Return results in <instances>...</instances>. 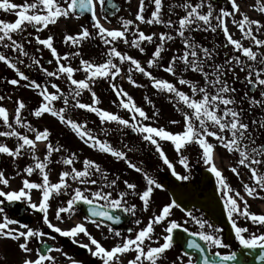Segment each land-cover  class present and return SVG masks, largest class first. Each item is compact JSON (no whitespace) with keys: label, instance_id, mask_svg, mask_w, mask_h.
<instances>
[{"label":"snow or ice","instance_id":"obj_1","mask_svg":"<svg viewBox=\"0 0 264 264\" xmlns=\"http://www.w3.org/2000/svg\"><path fill=\"white\" fill-rule=\"evenodd\" d=\"M150 2L155 7L150 17L145 19L143 15L146 8L145 0H139V9L135 15V21L149 25L162 24L170 29L171 31L159 33L158 42L154 39L157 36L156 33L145 34L132 19L121 17L120 29L104 27L101 23V17L97 14V6L105 13L103 18L108 19V9H117V4L113 0H63V2L61 0H31V2L24 0L20 5L12 2V0H0V10L14 12L17 17L14 22L0 20V47L10 48L13 52H18L20 56L25 57L29 56V53L25 50L22 42L13 38V33H25L29 26L38 33L50 25L58 24L61 19L78 20L85 14L90 16V27L81 25L77 33L65 34L63 42L66 44L70 42L73 47H79L84 41L98 38L106 46L104 62L97 64L81 58L79 67L74 68L71 64H65L61 61H66L70 57H80L79 51L61 55L54 46L52 35L46 38H40L39 35L35 37L39 45L50 51L57 67L55 71H49L35 57H31L32 64L38 66V69L47 77L59 79L61 76H66L70 86L67 94L56 83L50 85L51 89L55 91H49L46 85L38 83L35 79H30L17 67V63L22 64L23 60L17 58L14 61L0 52V62L14 70L16 77H18L8 80L7 83L17 86L21 81H27L28 83L24 86L37 91L41 97L38 106L32 110V115L41 118L45 114H50L60 124L68 126L83 144L93 150L109 154L117 161L123 160L129 168L141 173L146 182L143 190H137V184L124 180L125 190H117L118 176L109 179L108 170L104 169L99 162L87 157L83 159L82 167L77 168L75 164L79 157L76 152H69L58 142L54 144L50 139L51 132L48 128L37 129L24 119L21 115L22 110L26 108L23 100L18 99L15 102L17 106L15 115L11 120L8 110L0 105V121L6 129L0 131V137L16 139L14 149L0 143V155H6L15 161L17 158L28 154L32 161L16 173V175L24 174L22 186L18 190H4L10 187V178L5 176L3 170H0V185L3 186L0 188V198H2L0 199V217H2L0 219V239H10L17 242L19 250L25 254L20 264H58L56 258L49 254L53 249L46 246L47 241L44 237L48 236V233L39 228L34 229L27 224H21L6 213L3 207L5 203L11 204L20 201L27 203L30 209L41 213L43 224L48 229L62 237L71 239L73 243L79 244L100 264H158L166 251L177 242L174 236L176 230H182L183 233L192 237H198L207 246L206 249L196 239H189L186 242L188 249L198 253L200 264H236L238 260L236 251H230L227 254L215 251L211 256L206 254L213 247L217 249L230 247L220 235L222 229L215 227L207 219L194 215L191 210L181 209L199 227L198 231L191 232L175 219H167L171 216L173 208H181L174 199L164 205L158 214L151 216L148 223L138 231L133 228L127 229L128 233L134 232V235H123L120 230L115 228L114 225L120 224L122 217L116 215L113 210H121L125 214L136 217L137 205L135 203L130 204L127 197L130 195L138 197L139 201L142 202L143 211H147L154 189H161L162 184L133 163L125 151L113 147L107 140L98 139L91 129L86 127V122L80 123L70 118L67 115L69 108L87 110L95 113L101 124L115 122L123 129H130L133 133L139 134L143 141L154 146L163 163L172 169V175L181 181H188L190 174L180 175L173 169V164L162 149L160 141H167L173 145L174 150L180 155V163L186 169L190 165L187 157L181 154L182 151L191 145L198 146L200 159L207 167V171L216 178V185L221 192L224 211L232 225L235 240L243 249L259 250L257 259L264 261V232L245 235V233H249V229L237 224L238 218H244L250 220L254 225L264 226V214L250 212L245 197L239 191L233 194V190L227 183L222 171L217 167L214 158V151L217 146L224 148L230 154H238L236 164L248 169L253 181L251 186L248 183L243 184L244 192L248 197H258L261 192H264V172H261L258 167L264 165V144L256 143L249 123L244 121V110L239 107L244 100H247L249 108L261 107L264 109V51H260L261 48H264V39L256 35V33L261 32V29H264V23L249 18L241 10L237 0H228L229 7L227 8L224 6L217 8V0H197L196 3H193L192 0H182L181 3L169 5V13L173 12V8H180L184 12V15L180 16L177 21H173L171 18L167 20L162 18L163 0H150ZM255 8L264 13V2L256 0ZM237 14H239V19H236ZM227 18H231V23L240 31V39L234 38L230 33ZM218 30L223 33L225 44L232 47L233 53H239L238 55L225 56L221 63H217L215 59L219 55L220 45L213 43L211 47H208L198 42L193 36L194 32L216 34ZM128 32L132 33L133 38L131 40L127 38L126 33ZM172 32H175V35ZM177 38L180 39L183 49L179 55L174 53L165 65L162 63V53L168 50L166 45ZM242 40L250 41L249 46H245ZM121 41L138 49L141 53L146 51V48L142 46L145 43L154 45V51L146 61L147 67L127 52L119 51L115 45ZM117 60L120 64L128 62L126 78L133 86H142L137 84L131 75L135 71L147 77L155 90L167 94L169 102L183 117L182 131L173 133L163 126L144 123V121L157 118L159 111H153L152 115L149 116L142 107L135 103L127 91L115 83L117 76L121 73V67L116 62ZM52 62V60L48 61L49 64ZM154 67L161 68L174 77L175 82L154 76L150 71ZM237 69L245 73L242 82L246 89L259 90V99L255 96H249L248 91H245L241 100L236 99L234 94L237 89L229 83L227 77L231 75L233 82L240 80ZM77 71H83L85 77L82 79L74 78L73 74ZM188 72L201 76L203 84L186 78L185 73ZM101 81L108 83L117 97L119 106L129 113V119L98 107L100 100L93 90V86ZM177 85L186 86L189 91L186 92ZM85 90L91 94V103H82L78 99ZM69 96L74 103L70 104ZM61 98L64 106L57 109L53 102ZM4 99L5 97L0 95V101ZM144 99L155 109V104L148 96H145ZM169 123L178 124L180 121L170 120ZM252 124L264 129V120H253ZM16 126L23 128L25 132L17 130ZM26 133L33 135L30 136ZM105 135H107V130H105ZM208 138H212L215 143L210 142ZM39 143H43L46 148L43 159L37 155ZM125 147L127 146L125 145ZM54 153H68L67 155L62 154L60 160L57 161L67 168L58 174L56 182L50 180L51 169L49 167ZM230 170L239 176L236 166H232ZM37 172L41 178L40 181H32L30 177ZM73 183L78 186L73 187ZM32 190L39 192L38 202L33 200ZM61 195L69 196V198L63 206L56 210L55 217L57 220L63 219L62 213L71 216L80 205L86 206V215L81 222L75 223L68 229H62L49 219L50 202ZM238 200L243 202V209H241ZM162 221H167V226L164 229L166 234L162 237L163 242L158 246H152L151 243L146 245V241H153L154 225H159ZM187 222L185 220L184 223ZM87 223L92 224L98 230L107 228V233L113 238H118V242L110 248L105 247L91 235L86 227ZM134 223L140 225L141 220L137 218ZM13 225H17V227H12ZM80 234L87 237L89 243H80L77 239ZM34 239L39 240L42 247L36 249V258L32 259L33 249L29 247V242ZM50 239L54 240L55 237L51 236ZM54 251L61 252L62 250L57 247ZM129 252H134L135 255L125 262L124 256ZM64 255L67 257L66 253ZM184 256L188 257L186 264H197L188 252H185ZM68 259L70 264H83L82 261L73 260L71 257Z\"/></svg>","mask_w":264,"mask_h":264},{"label":"rangeland","instance_id":"obj_2","mask_svg":"<svg viewBox=\"0 0 264 264\" xmlns=\"http://www.w3.org/2000/svg\"><path fill=\"white\" fill-rule=\"evenodd\" d=\"M20 0H12V2L19 4ZM264 1V0H262ZM63 2V0H61ZM193 3H196L197 0H192ZM239 3L241 10L249 16L251 19L259 20L261 23H264V13H261L256 10V0H237ZM145 11L143 15L145 16V19L149 18L151 15V12L154 10V4L150 2V0H145ZM220 6L229 7L228 0H224V5H219L216 3V7L219 8ZM139 9V0H124V4L122 6V11L118 18H109L104 19L103 13H98V16L101 17V23L104 25V27L109 29H120L121 28V17L125 19H132L135 21V15ZM206 10V9H205ZM163 13V11H162ZM164 15V14H163ZM162 15V16H163ZM2 16L4 18V21L6 22H14L17 17L15 13L13 12H5L2 10ZM167 18L162 17L163 19L167 20L169 18L172 19V16H166ZM239 14L236 15V19H239ZM174 21V20H173ZM135 23L139 26L140 30L144 31L145 34H152L156 33L157 36L154 37L156 41L158 42V35L161 32H167L171 31L170 29H167L162 24H147V23H141L139 21H135ZM228 28L230 33L233 35L234 38L240 39L241 33L238 30V28L231 23V18H227ZM81 25H86V21L82 19H72V20H64L61 19L58 24L56 25H50L47 29L42 30L40 32L34 31L31 26L27 27L25 33H13L16 35H19L21 38L18 42H22L24 44L25 50L29 53V56H20L18 52L14 55L11 51V49H4V54L12 58L14 61L18 59L23 60V63H17V67L23 71L27 76H29L30 79H35L38 83H41L42 85H46L49 89V91H55L54 89H51L50 85L51 83H56L60 89L67 94L69 92V84L67 83L66 76H61L59 79L55 77H47L42 71L38 69V66L32 64L31 57H33V54L35 55L37 59L40 60L41 65L48 69L49 71H55L56 70V63L53 57L50 54V51L44 48L42 45H39L35 37L37 35L40 36V38H46L49 35H52L54 37V46L57 48L58 52L63 55L65 53L79 51L81 53L80 57H70L66 61H61L65 64H71L72 67L78 68L79 67V60L81 58L88 59L94 63H101L104 62L106 59V56L104 55L106 51V46L103 45L99 39H94L90 41H84L81 43L79 47H73V45L69 43L63 42V36L65 34H75L80 30ZM90 27V26H89ZM28 33H31V35H28ZM173 35H175V32H172ZM209 34V37H208ZM127 38L131 40L133 38L132 33L128 32L126 33ZM259 38L264 39V29H261L260 33H256ZM193 36L195 39L204 44L205 46H208V40H214L216 45H220L219 49V55L218 58H222V62L224 60L225 52H229L227 56L231 55H238L239 53H233L232 47L230 45L225 44V37L223 36V33L218 30L216 34L213 33H205V32H194ZM18 38V36H17ZM31 41V42H29ZM242 43L245 46H249L250 41L248 40H242ZM26 44H29L26 46ZM210 45V44H209ZM226 45V46H225ZM117 49L121 51L122 53L127 52L129 55L133 56L137 60L141 61L142 65L147 67L146 61L150 58L151 53L154 51V45L145 43L144 46L146 48V51L144 53H141L138 49L132 48L129 45L124 44L122 41L117 42L116 45ZM124 47V48H123ZM167 51L162 53V63L167 64L168 60L172 57V55L175 53L179 55L183 49V45L179 38H177L175 41L169 42L168 45H166ZM254 50L255 47L253 46ZM260 51H264V48H261ZM0 52L2 50L0 49ZM49 60H52L53 62L51 64L48 63ZM118 64L120 62L116 61ZM121 67V73L119 76H117L115 83H117L118 86L122 87L125 91H127L134 99L135 103L142 107L147 114L152 110L159 111V107L162 109L167 108V102L165 105H162L164 103V100L168 99L167 94L162 93V101L160 105L158 106L160 102V92L154 91V88L151 85V82L148 80L147 77H144L142 74L133 71L131 75L133 76V79L137 82V84L142 85L141 87L133 86L129 81L127 80V69L129 67L128 62H124L123 64H120ZM207 70V69H206ZM152 71L153 75L156 76L159 79H167L169 81L175 82L174 77L169 75L168 73L164 72L161 68H152L150 69ZM74 78L76 79H82L85 77V73L83 71H77L74 74ZM237 75L240 77V80L233 82V79L231 75L227 77L230 84H233V86L237 89V94L239 89L246 88L243 81V77L245 76L244 72H240L239 69H237ZM185 77L189 79H193L195 81H198L201 85L203 84V79L201 76H199L196 73L188 72L185 73ZM18 78L16 77L15 71L12 69H9L3 62H0V95L4 96L5 99L3 101H0V105L4 106L11 118L15 115V108H16V101L18 99L23 100V102L26 105V108L22 110V117L26 119L29 123L32 124L33 127H36L37 129H44L48 128L51 132V141L55 144L58 142L59 144L63 145L66 149H68L69 152H76L78 154L79 160L75 164L77 168L82 167V161L85 157L91 158L101 164L103 168H107L108 170H112L116 165L117 167L120 166L122 163L121 160L117 161L114 157H112L109 154L101 153L97 150H93L82 143V141L73 133V131L66 125H62L58 122V120L55 117H52L50 114H45L41 118H36L34 115H32V110H34L39 102L41 101V97L38 95L37 91L25 87L24 85L28 83L27 81H21V83L17 86H13L9 83H7L8 80ZM102 82V81H101ZM104 84H100V82L96 83L93 86V89L100 88L99 92L97 93V96L99 97L100 103L98 104V107L101 109L111 111L115 114L120 115L123 117V115L126 116V119H129V113L127 110L121 108L116 102L115 104L111 103L109 100L112 98H116L115 94L113 93L112 89L109 87L107 82H103ZM184 91L188 92V88L186 86H180ZM106 90H109V93L106 95ZM248 93L249 90L247 89ZM96 92V91H95ZM83 93H86L87 95H84ZM78 99L82 103H91V95H89L88 91H84ZM235 93V94H236ZM190 94V93H189ZM236 94V95H237ZM148 96L155 106L157 108L151 107L152 105L148 104L144 97ZM169 100V99H168ZM69 102L74 103L69 96ZM169 104V102H168ZM54 107L59 109L60 107H63V99L54 101L53 102ZM170 105H173L170 103ZM151 107V108H150ZM167 110L171 111V109L167 108ZM162 114V113H161ZM67 115L76 120L80 123L86 122V127L88 129H91L92 133L100 138V140H107L113 147L123 150V151H129L128 148V142H134L141 139L140 135L137 134L134 138L127 140L130 135V129H123L122 126L118 125L115 122H105L104 124H101L99 117H96L95 113L89 112L87 110L78 109V108H69L67 111ZM177 117V115H176ZM170 116L169 113H165L161 117L159 115L155 120V123H153V126H168L173 125L174 130L169 131L173 133H178L182 131L181 126L183 124H170V120H178V118ZM146 123V121H144ZM175 125V126H174ZM17 130L21 132H25V130L19 126H16ZM6 130L2 124V121H0V131ZM105 130H107V135H105ZM30 136L33 134L26 133ZM127 136V137H126ZM124 140H122V138ZM123 141V142H121ZM125 142V143H124ZM0 143L6 144L10 148H15L16 146V139L15 138H8V137H0ZM123 143V144H122ZM125 145L127 147H125ZM46 153V148L43 143L38 144V151L37 155L43 159L44 155ZM63 155H67L68 153H62ZM62 154L54 153L51 157L52 163L50 164V180L52 182H56L58 180V174L67 168V166H64L62 163H57L58 160H60V157ZM101 159L103 161L100 162ZM32 163L30 157L28 154H25L22 157L17 158L15 161L12 160L11 157H8L6 155H0V170H3L5 173V176L10 178V187L5 188L4 190H18L22 186V178L24 177V174L21 173V175H16L18 171L23 169L26 165ZM123 164V163H122ZM111 167V168H109ZM133 169H128V171L124 172L123 175L119 177L118 180V188L117 190H125V185L123 184L124 180H128L129 182H134L135 184H140L138 190H143L146 186V182L143 179V176L140 174H136L133 172ZM37 174V175H36ZM152 176L157 182H158V176L156 173L153 172L151 169V172L149 174ZM115 175L109 174V179H112ZM32 181L39 182L40 176L37 173L35 175H32L30 177ZM75 183H73V187H76ZM0 188H3L2 185H0ZM241 195L245 197L248 203L254 205L255 207L249 208V211H254L255 214H264V202H262L260 199L256 197H248L247 194L244 192L243 188L241 190H238ZM32 198L34 201L39 200L40 194L37 190H32ZM161 189H154V193L150 202V207L147 210V220L155 214H158L160 209L170 203L169 198L163 195ZM234 194V192H233ZM115 196V192H114ZM2 199V198H0ZM67 199V196L61 195L58 198H54L51 200V206L49 208V219L53 224H56L57 226L61 227L62 229H68L72 227L75 223L81 222L80 215L75 212L71 216H69V221L67 222V225L65 226L66 222V214H61L63 219L57 220L55 217V212L58 209V207L63 206L65 200ZM138 199V198H136ZM239 201V200H238ZM128 202L134 203L132 200H128ZM137 207H140V210L142 211L141 214L145 211L142 209V202L139 201L136 203ZM6 211V210H5ZM6 213L10 216V214L6 211ZM2 219V217H0ZM167 219H175L178 223L183 224L189 229H192L191 220L185 215L183 216L178 210L173 208L171 210V216ZM68 220V219H67ZM185 220L188 222L185 224ZM40 221L42 220V217L40 218ZM167 226V221H162L159 225H154V233L155 235H158L161 239L163 235L166 233L164 232V229ZM12 227H17V225H13ZM79 238V237H78ZM22 242V241H21ZM59 246L62 247L61 241H59ZM29 245L31 246V241L29 242ZM60 248V249H61ZM65 252H54L53 256L56 258V261L58 264H67L68 259L64 257ZM24 253L21 252L18 248L17 242L12 241L10 239H0V264H19L22 258L24 257ZM187 257L181 254L175 247H172L171 249L167 250L166 253L163 255V258L158 261V264H186Z\"/></svg>","mask_w":264,"mask_h":264},{"label":"flooded vegetation","instance_id":"obj_3","mask_svg":"<svg viewBox=\"0 0 264 264\" xmlns=\"http://www.w3.org/2000/svg\"><path fill=\"white\" fill-rule=\"evenodd\" d=\"M116 1L120 2L121 9L112 18H116V17L118 18V16L120 15V13L122 11V6L124 4V0H116ZM23 2H24V0H20L18 5L22 4ZM28 2H31V0H28ZM113 2H115V0H113ZM181 2H182V0H163L164 6L162 8V11L164 14L163 15L164 18H167L166 16H172V20L175 19L177 21L179 19V17L182 15V13H184V12L180 8H173V12L169 13V5H174V4H178ZM221 5H224V4H221ZM97 12L98 13L101 12V13L105 14L104 12H102L100 10L99 6H97ZM82 19L84 21H86L87 24L90 26V18L89 17L83 16ZM0 20H4V18L2 16V10H0ZM17 36H18V38H17ZM13 38L16 39L17 41H19V39L21 37L19 35L14 34ZM29 42H31V41H29ZM213 43H215L214 40H209V42H208V44H210L211 46ZM28 45L29 44H26V46H28ZM0 49L2 50V52H4V48L0 47ZM12 53L14 55L17 54L16 52H13V51H12ZM36 53H38V52H36ZM36 53H35V55L33 54V57H36ZM228 54H229V52H225V56H227ZM100 84H104V83L100 82ZM93 90L96 91V94H97L99 92L100 88H98V89L94 88ZM245 91H247L246 88L239 89L238 94L237 93H236L237 95L234 94L238 101L241 100V97H243ZM249 92H250V90H249ZM108 93H109V90H106V95ZM83 94L87 95L86 93H83ZM88 94L91 95L90 93H88ZM248 95L249 96H255L257 99L260 98L258 89H256L254 92L248 93ZM160 96H161V98H160V102H159L158 106L160 105V103L162 101V97H163V94L161 92H160ZM109 101L111 103L115 104L117 102V99L112 98ZM166 102H167V104H166ZM168 102H169L168 99L164 100V103L162 105L166 104L167 108L171 109V111L167 110V108L162 109L161 107H159L160 108L159 109V115H161V117L163 115H165V113H169L170 116H172V117H176V115H177L176 118H178V120L180 121V124H183V117H182L181 113L177 112L175 107L173 105H170V102L168 104ZM181 107H182V105H181ZM239 107H241L244 110V112H243L244 121L246 123H249L252 134L256 138V143L257 144H264V129H261V128L252 124L253 120H264V109H262L261 107L249 108L247 100H244L243 103L239 105ZM155 108H157V107H155ZM153 111H155V110L151 109V111L149 112L148 115L151 116ZM96 117H98V116L96 115ZM122 118L126 119V116L123 115ZM155 120H156V118L154 120L146 121V123L153 125V123H155ZM158 120H159V116H158ZM163 127H165L167 130L168 129H170L171 131L174 130L173 125H168V126H163ZM181 128L183 130V126H181ZM136 135H137V133L131 134V136H129L126 139L130 140V139L134 138ZM225 135H228V134L225 133ZM97 138L100 139L99 136ZM120 138H122V137H120ZM208 139L210 142L215 143V141H213L212 138H208ZM122 140H124V138H122ZM121 142H123V141H121ZM128 143H131V144H128L129 151H126L128 158L133 163H135L138 167H141L144 170V172H147L148 174H150L151 169H152L153 172L157 174V176L159 178V183H161V181L164 179V177L167 174L172 173V169H169L167 167V165H165L163 163V161L159 157V154L155 151L154 146L143 141L142 139H140L138 141H134V142H128ZM160 143H161L162 149L165 151L170 162L173 164V169L180 175L190 174V179L188 181H182V182L185 183V182L198 181L202 178V175H204V176H206L207 179L204 183L203 189L208 191V190H211L213 187L215 188V186H216L218 193L221 197V192L216 185V178L211 173H209L207 171V167L203 164L202 160L200 159V156L198 154L199 153L198 146L191 145L182 151L181 154L187 157L188 163L190 165V167L188 169H186L180 163V155H178L177 152L174 150L173 145L167 141H160ZM214 158H215V163H216L217 167L222 171V174L226 178L227 183L230 185V187L234 193L238 190H241L243 188L244 183H248L250 186L253 184V181L251 180V173L249 172V170L244 168L243 166H238L236 164V161L238 160V154H230L224 148L217 146L215 148V151H214ZM99 160H100V162L103 163V161L101 159H99ZM121 161L123 164L121 163L120 166H118V167L116 165L112 170H108L107 168H104V169L108 170L109 174L115 175L113 178H115L116 176L120 177L121 175H123L124 172H126V171H128V169H130L125 164V162L123 160H121ZM232 166L237 167V171L239 173V176L234 174L230 170V168ZM258 167H259L261 172H264V165H260ZM109 168H111V167H109ZM133 172L136 174L142 175L141 173H137L136 171H133ZM33 175H35V174H33ZM137 186L139 188L140 184H138ZM161 190L165 194V195L164 194L163 195L166 196L167 198H169L170 199L169 202H171L172 198H171V195L168 192V190L164 186H162ZM257 191H260V190L257 189ZM261 197H264V192H261L260 196L256 197V198L260 199L262 202H264V198H261ZM68 198H69V196H67V199ZM136 198H138V197L131 196V195L129 197H127L128 200H132L135 204L138 202V199H136ZM199 198L203 199L204 194L203 193L199 194ZM16 203H19L22 206L19 210H13V209L9 210L4 205H3V207L10 214L11 218L14 219L13 215H16L18 218H15V220H18L21 224H27L34 229L39 228V229H41L44 232L49 234L48 236L44 237V239L47 241L46 246H50L53 249V251L50 252L49 254L53 255L55 252L54 251L55 248H57V247L61 248L59 246L60 245L59 241H61L62 247H63V248H61V250H62L61 252H63V253L65 252L67 254V257L64 255V257L66 259H68V257H71L73 260L82 261L83 264H100V262L98 260H95L93 257H91L89 252L86 249L80 247L79 244L73 243L71 239L66 238V237H62L58 233H54V232H52L51 229H48L47 226L43 224V221H40V218L42 217L41 213L30 209L28 207L27 203H25L23 201L16 202ZM238 203L240 204L241 209H243V202L238 201ZM248 205H249V208L255 207L254 205H252L250 203H248ZM84 207L85 206L80 205L76 211L80 215L81 220L86 215V208H84ZM175 209L178 210L183 216H185V211H182L181 210L182 208H175ZM190 210L193 212L194 215H196L200 218L207 219L215 227L222 229V232L220 233V235L222 236L223 241L230 246L229 248H219V249L213 247L210 251H207L210 255H212V253L215 251H220L222 254H227L230 251L238 252V250L240 248H242L238 244V241L235 240V234H234L232 225H231L230 221L228 220L227 215L224 217H221V222H214L209 216H207L205 211L202 210L201 208L195 206V207H192ZM113 211L115 212L116 215H120L122 217L121 223L118 225H114V227L117 228L118 230H120L123 235H134L135 234L134 232L128 233L127 229L133 228V229L138 231L140 228H142L143 226H145L148 223L147 211H145L141 214L142 211L140 210L139 206L137 207V216L136 217H132L131 215L125 214L121 210H113ZM250 212L254 213V211H252V210ZM258 214H260V213H258ZM137 218H139L141 220L140 225H136L134 223V220ZM69 219H70L69 215L66 214L65 226L67 225V222L69 221ZM191 224H192V229L188 228L190 232L199 230L198 225H196L192 221H191ZM237 224L239 226H244V227H247L249 229V233H245V235H248L250 233L259 234V233L264 232V226L254 225V224H252V222L250 220H245L244 218H238ZM86 227H87L88 231L91 233V235L94 236L98 241H100L107 248L112 247L115 243L118 242V238H113L110 236V234L107 233V228H104L102 230H98L95 226H93L90 223H87ZM184 227H186V226H184ZM205 230L211 231L209 229H205ZM51 236H54L55 239L54 240L50 239ZM77 239L80 241V243H89L87 237H85L83 234H80L79 238H77ZM162 242H163V240L158 235H155V233H153V241H146V245L151 243L152 246H158ZM199 243H201L207 249V246L204 245L203 241H199ZM29 247L33 249V252L31 254V258L35 259L36 258V249L39 247H42L40 244V241L36 240V239L31 240V246L29 245ZM173 247H175L181 254L184 255L182 248L178 244H174ZM134 255H135L134 252H129V253L125 254V256H124L125 262L127 259L133 258ZM192 257L196 261V257L195 256H192ZM243 261L247 262L248 259L245 258ZM67 264H70L69 259H68Z\"/></svg>","mask_w":264,"mask_h":264},{"label":"water","instance_id":"obj_4","mask_svg":"<svg viewBox=\"0 0 264 264\" xmlns=\"http://www.w3.org/2000/svg\"><path fill=\"white\" fill-rule=\"evenodd\" d=\"M217 2H223V0H217ZM116 3V2H115ZM117 9L108 10V14L113 16L116 14L120 5L117 2ZM114 13V14H112ZM89 16L88 14H85ZM254 91V90H252ZM206 176L202 175V178L197 182H187L182 183L180 180L176 179L173 175H166L162 181V185L170 192L172 198L177 201L178 204L184 210H190L192 207L197 206L205 211V213L214 221L221 222V217H224V207L223 202L218 194L216 188H212L211 190H204L203 186L206 181ZM203 193L204 198H199V194ZM4 206L7 209L19 210L22 206L19 203H5ZM86 208V206L84 207ZM14 219L18 218L16 215H13ZM176 243L182 247L183 252H188L192 256H196L197 264L199 262V255L195 250L188 249L186 247V242L189 239H196L197 242L200 240L197 237H192L187 233H183L182 230H176L174 233ZM203 246V245H202ZM205 247V246H204ZM206 248V247H205ZM211 256L208 252L206 253ZM238 260L236 264H264V261L257 259L259 255V250H246L240 248L237 252ZM244 258H247L249 261L244 262Z\"/></svg>","mask_w":264,"mask_h":264}]
</instances>
